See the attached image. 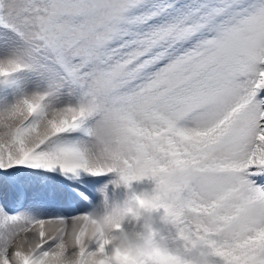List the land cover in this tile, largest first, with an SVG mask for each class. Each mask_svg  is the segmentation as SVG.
<instances>
[{
  "label": "snow or ice",
  "instance_id": "6c2138e0",
  "mask_svg": "<svg viewBox=\"0 0 264 264\" xmlns=\"http://www.w3.org/2000/svg\"><path fill=\"white\" fill-rule=\"evenodd\" d=\"M0 264H264V0H0Z\"/></svg>",
  "mask_w": 264,
  "mask_h": 264
},
{
  "label": "bare ground",
  "instance_id": "6f19581e",
  "mask_svg": "<svg viewBox=\"0 0 264 264\" xmlns=\"http://www.w3.org/2000/svg\"><path fill=\"white\" fill-rule=\"evenodd\" d=\"M34 200L38 204V206L44 208L48 214L56 213L59 211H69L70 210V209L61 207L54 198L47 197L39 192L34 197Z\"/></svg>",
  "mask_w": 264,
  "mask_h": 264
},
{
  "label": "rangeland",
  "instance_id": "374dc122",
  "mask_svg": "<svg viewBox=\"0 0 264 264\" xmlns=\"http://www.w3.org/2000/svg\"><path fill=\"white\" fill-rule=\"evenodd\" d=\"M70 211V210H69Z\"/></svg>",
  "mask_w": 264,
  "mask_h": 264
}]
</instances>
